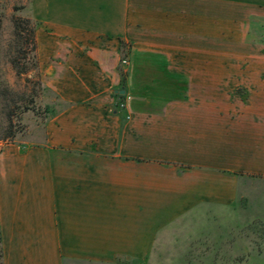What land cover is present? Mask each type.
Wrapping results in <instances>:
<instances>
[{
  "label": "crops",
  "instance_id": "0c3cea01",
  "mask_svg": "<svg viewBox=\"0 0 264 264\" xmlns=\"http://www.w3.org/2000/svg\"><path fill=\"white\" fill-rule=\"evenodd\" d=\"M24 10L64 106L38 142H0L3 264H153L181 233L199 257L245 179H264V0Z\"/></svg>",
  "mask_w": 264,
  "mask_h": 264
},
{
  "label": "rangeland",
  "instance_id": "374dc122",
  "mask_svg": "<svg viewBox=\"0 0 264 264\" xmlns=\"http://www.w3.org/2000/svg\"><path fill=\"white\" fill-rule=\"evenodd\" d=\"M26 2L27 0H0V12L3 15L0 31V83L7 85L12 92L10 97L20 104H25L30 99L34 74L16 76L7 58L11 51L9 44L12 40V16L29 18L24 10ZM31 20L37 23L35 19ZM39 42L41 47L46 45L45 35H39ZM33 101L34 109L32 107L21 113L20 120H14L10 129L13 134L11 141L38 142L43 137L46 116L64 106L61 102L54 103L49 94L41 92L33 97ZM45 104H50L51 110L48 112L43 110ZM4 128L5 121L0 106V137L5 133ZM222 223V231L219 232L207 222L206 227H214L215 230H206L204 247L199 249V257H192L189 254L192 249H185V236L181 233L178 234L181 237L175 235L173 240L158 247L157 262L153 264H264V179H245L239 190L237 215L223 216Z\"/></svg>",
  "mask_w": 264,
  "mask_h": 264
},
{
  "label": "trees",
  "instance_id": "16d2710c",
  "mask_svg": "<svg viewBox=\"0 0 264 264\" xmlns=\"http://www.w3.org/2000/svg\"><path fill=\"white\" fill-rule=\"evenodd\" d=\"M2 13L0 12V31L2 23ZM12 40L9 44L11 51L8 54L7 61L14 71L16 76H24L30 73L34 74V85L30 89V99L25 104H20L14 101L10 95L12 92L9 91L7 85L0 83L3 86L0 89V106L1 114L5 121V133L0 137V142H12V133L10 129L13 125L14 120H20L19 115L27 110L34 109L33 97L38 96L41 93H47L52 97L54 103H60L58 96L47 88L38 73V59H37V43L35 38V31L37 23L29 18L12 16ZM1 88V87H0ZM51 110L50 104H45L43 110L48 112ZM52 112V111H50ZM56 112L50 113L46 116V120L53 117ZM0 264H3V255L1 247V236H0Z\"/></svg>",
  "mask_w": 264,
  "mask_h": 264
},
{
  "label": "built area",
  "instance_id": "2783aa9c",
  "mask_svg": "<svg viewBox=\"0 0 264 264\" xmlns=\"http://www.w3.org/2000/svg\"><path fill=\"white\" fill-rule=\"evenodd\" d=\"M121 64L125 65L126 64V60L122 59L121 60ZM127 101H128V97L122 96L121 99H119V101H118V104H117L118 108L121 109V110L126 109ZM127 118H128V116H127Z\"/></svg>",
  "mask_w": 264,
  "mask_h": 264
},
{
  "label": "water",
  "instance_id": "95a60500",
  "mask_svg": "<svg viewBox=\"0 0 264 264\" xmlns=\"http://www.w3.org/2000/svg\"><path fill=\"white\" fill-rule=\"evenodd\" d=\"M119 95H123L125 93V90L122 89V90H119V91H116Z\"/></svg>",
  "mask_w": 264,
  "mask_h": 264
}]
</instances>
